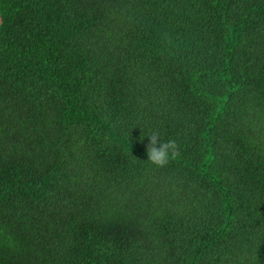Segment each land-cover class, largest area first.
Here are the masks:
<instances>
[{
    "label": "trees",
    "instance_id": "trees-1",
    "mask_svg": "<svg viewBox=\"0 0 264 264\" xmlns=\"http://www.w3.org/2000/svg\"><path fill=\"white\" fill-rule=\"evenodd\" d=\"M0 17V264H264V0Z\"/></svg>",
    "mask_w": 264,
    "mask_h": 264
},
{
    "label": "clouds",
    "instance_id": "clouds-1",
    "mask_svg": "<svg viewBox=\"0 0 264 264\" xmlns=\"http://www.w3.org/2000/svg\"><path fill=\"white\" fill-rule=\"evenodd\" d=\"M148 138L147 160L155 166L164 167L170 159H175L179 155L178 146L174 140H162L158 132L150 133Z\"/></svg>",
    "mask_w": 264,
    "mask_h": 264
},
{
    "label": "water",
    "instance_id": "water-1",
    "mask_svg": "<svg viewBox=\"0 0 264 264\" xmlns=\"http://www.w3.org/2000/svg\"><path fill=\"white\" fill-rule=\"evenodd\" d=\"M1 23H2V19H1V17H0V25H1Z\"/></svg>",
    "mask_w": 264,
    "mask_h": 264
}]
</instances>
